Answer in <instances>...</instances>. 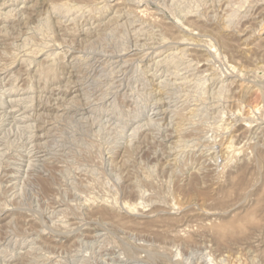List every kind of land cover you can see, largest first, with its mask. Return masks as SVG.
Masks as SVG:
<instances>
[{
	"label": "rangeland",
	"instance_id": "1",
	"mask_svg": "<svg viewBox=\"0 0 264 264\" xmlns=\"http://www.w3.org/2000/svg\"><path fill=\"white\" fill-rule=\"evenodd\" d=\"M0 264H264V0H0Z\"/></svg>",
	"mask_w": 264,
	"mask_h": 264
},
{
	"label": "bare ground",
	"instance_id": "2",
	"mask_svg": "<svg viewBox=\"0 0 264 264\" xmlns=\"http://www.w3.org/2000/svg\"><path fill=\"white\" fill-rule=\"evenodd\" d=\"M23 115V114H22ZM9 117V116H8Z\"/></svg>",
	"mask_w": 264,
	"mask_h": 264
}]
</instances>
